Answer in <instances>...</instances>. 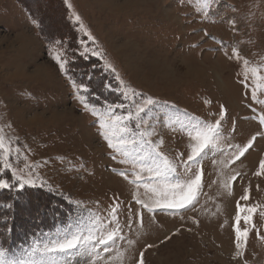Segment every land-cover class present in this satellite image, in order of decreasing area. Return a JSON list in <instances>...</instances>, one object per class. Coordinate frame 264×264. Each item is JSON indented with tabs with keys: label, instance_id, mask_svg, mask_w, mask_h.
Listing matches in <instances>:
<instances>
[{
	"label": "rangeland",
	"instance_id": "1",
	"mask_svg": "<svg viewBox=\"0 0 264 264\" xmlns=\"http://www.w3.org/2000/svg\"><path fill=\"white\" fill-rule=\"evenodd\" d=\"M233 49L247 66L229 59ZM56 54L71 62V76L58 69ZM73 80L87 91L78 92ZM132 88L157 101L141 113L140 130L152 133L153 143L163 141L159 150L170 159L190 151L181 122H214L225 111L216 147L192 164L193 172L202 169L203 188L188 210L138 217L134 197L149 190L137 188L132 175L126 181L112 172L132 173L139 165L110 159L113 150L103 130L98 133L93 109L105 116L109 105L116 115L134 111L133 101L122 95ZM261 101L264 0H211L210 8L204 0H0V135L11 142L14 167L30 165L37 181L35 187L0 189V246L18 255L33 233L89 211L103 217L118 197L126 240L113 248L112 264H138L140 252L145 264H264V174L256 175L264 159V137L257 135L264 131ZM253 136L252 147L231 162L232 150H223L243 147ZM4 176L15 184L10 171ZM238 205L256 208L251 224L240 222L250 229L242 257L235 255ZM73 264L89 262L76 257Z\"/></svg>",
	"mask_w": 264,
	"mask_h": 264
},
{
	"label": "snow or ice",
	"instance_id": "2",
	"mask_svg": "<svg viewBox=\"0 0 264 264\" xmlns=\"http://www.w3.org/2000/svg\"><path fill=\"white\" fill-rule=\"evenodd\" d=\"M211 0H204V7L210 8ZM75 20L80 21L81 16L75 15ZM235 25V21L231 22ZM83 30V25H81ZM91 36L90 33H88ZM94 39V38H93ZM62 47V42H57ZM92 55L100 56L99 51H92ZM225 55H228L225 53ZM58 69L66 76H71L70 61L56 54L54 57ZM229 59L243 60L245 66L248 61L241 57L238 49H233L232 56ZM110 71L115 73L116 69L111 64L108 65ZM73 86L79 92L81 89L87 91L83 84L77 85L75 80L72 81ZM124 84V81H120ZM130 87V85H126ZM126 99L133 101L134 111L126 109V115H116L115 109L109 105L107 108V116L104 113L93 112L99 117V131L103 130V138L107 141L108 147L113 150L110 153V159L117 161L118 156L123 157L118 160L119 164L131 165L138 168L132 173L127 170L113 168L112 172L116 173L124 180L129 179L132 175V183L139 188L141 184L149 191L142 197L138 192L134 197V202L138 205L136 215L139 217L143 212L155 214L157 212H171L173 214L181 210H188L193 207L202 193L203 188V172L202 169L193 172L192 164H200L208 151L216 147L217 137L220 135L221 123L225 118V111L221 108L218 118L214 122H208L203 119L191 117L185 124L180 123V130L186 131L189 137L188 143L190 151L177 152L173 158H169L160 151L159 143H153L148 137L152 133L140 130L145 123L141 113L151 111L157 101L152 97H144L143 93H137L135 88L131 92H122ZM253 99H256V94L253 92ZM139 96L140 100L136 101ZM84 110H88V104L84 98L81 99ZM210 103V101H209ZM264 103V101H261ZM117 108L124 105H117ZM133 120H140L135 128L130 126ZM260 124L264 125V114L259 116ZM258 136L264 137V131L258 132ZM256 136L247 142L243 147L239 145L229 144L227 149L232 151L228 154V159L231 162L239 160L252 147ZM139 145V146H137ZM13 151L11 142H5L3 135H0V189H24L25 186H37V181L34 179L35 173L30 165L25 164L24 169L14 167L10 160ZM16 153L21 151L20 147L15 148ZM181 168L182 173L177 174V169ZM11 172L12 180L15 184L5 178L6 172ZM141 173H149L145 176ZM264 174V159L259 162V171L257 176ZM183 175V179L179 178ZM239 175V174H237ZM233 180L236 176L232 177ZM43 186V183L40 184ZM242 200H248L246 194L241 197ZM147 201V202H146ZM78 204L80 202H77ZM239 212L235 217V245L237 257H242L244 249L247 245V239L250 229L240 227V222L243 219L246 224H251L252 214L256 212L255 207L239 206ZM245 210L248 215H242ZM121 211V202L118 197L112 199V204L106 210V214L100 215L89 211L86 216L78 217L74 221H69L67 224L56 227L48 231H39L32 234L30 241L17 254H11L10 250H5L0 246V264H73V259L76 257L87 258L89 264H112L114 257L111 255L113 248L117 246L118 241H125L126 236L123 233V228L120 224L119 214ZM131 211V208H129ZM129 227H131V216H129ZM179 230H177L178 232ZM176 234V233H174ZM171 237H166L170 239ZM128 244H133L131 240ZM153 247V245H147ZM103 254H108L107 259ZM123 254L116 252V257L119 258ZM138 264H145L144 253L140 252Z\"/></svg>",
	"mask_w": 264,
	"mask_h": 264
},
{
	"label": "bare ground",
	"instance_id": "3",
	"mask_svg": "<svg viewBox=\"0 0 264 264\" xmlns=\"http://www.w3.org/2000/svg\"><path fill=\"white\" fill-rule=\"evenodd\" d=\"M49 220V219H48Z\"/></svg>",
	"mask_w": 264,
	"mask_h": 264
}]
</instances>
